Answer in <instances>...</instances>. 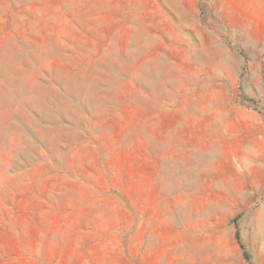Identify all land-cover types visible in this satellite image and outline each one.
<instances>
[{
  "label": "rangeland",
  "instance_id": "1",
  "mask_svg": "<svg viewBox=\"0 0 264 264\" xmlns=\"http://www.w3.org/2000/svg\"><path fill=\"white\" fill-rule=\"evenodd\" d=\"M0 264H264V0H0Z\"/></svg>",
  "mask_w": 264,
  "mask_h": 264
}]
</instances>
